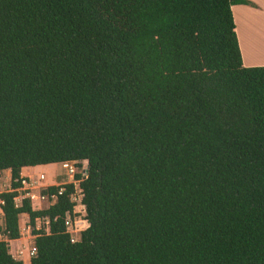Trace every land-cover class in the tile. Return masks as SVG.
Returning a JSON list of instances; mask_svg holds the SVG:
<instances>
[{
	"label": "trees",
	"instance_id": "obj_1",
	"mask_svg": "<svg viewBox=\"0 0 264 264\" xmlns=\"http://www.w3.org/2000/svg\"><path fill=\"white\" fill-rule=\"evenodd\" d=\"M237 4L0 0V264H22L20 215L28 264H264V66L242 65ZM69 161L86 163L75 243L66 195L13 203L21 168Z\"/></svg>",
	"mask_w": 264,
	"mask_h": 264
},
{
	"label": "built area",
	"instance_id": "obj_2",
	"mask_svg": "<svg viewBox=\"0 0 264 264\" xmlns=\"http://www.w3.org/2000/svg\"><path fill=\"white\" fill-rule=\"evenodd\" d=\"M81 162H63L54 164L57 165L63 171L64 181L60 183L53 182L47 184L49 179L42 173L37 176H27L24 178H19V187L14 190L15 197L13 198V203L15 207L20 206L21 201L26 199L30 204L32 211H43L53 206L58 197L66 195L68 203L71 205V211H66L63 216V227L64 233L68 235L69 242L75 243L78 241L79 233L87 227V223L84 219V206L82 205V192L79 187V183L85 178L86 174V163L85 168L78 171L77 165ZM79 176L78 178H75ZM54 181V180H53ZM9 182V181H8ZM71 186V190L67 192L66 187ZM55 188L54 192L47 191L48 188ZM9 191V190H8ZM2 202H0V205ZM35 206V209L33 208ZM1 219L2 214L0 211ZM25 216V215H22ZM25 218H27L25 216ZM28 222V219H27ZM43 223L44 228H39L38 224ZM48 221L46 218L34 219L33 229L35 231L43 230L45 234H48L47 228ZM27 238L19 232L18 242L21 243V248H16L12 258L20 259V256L24 254L25 259L29 261L35 255V248L33 247V239L35 236L31 234V228L28 224L27 226ZM9 241H7L8 244ZM23 249V250H22ZM9 252V250H8ZM15 260V259H14ZM17 260V261H18Z\"/></svg>",
	"mask_w": 264,
	"mask_h": 264
},
{
	"label": "crops",
	"instance_id": "obj_3",
	"mask_svg": "<svg viewBox=\"0 0 264 264\" xmlns=\"http://www.w3.org/2000/svg\"><path fill=\"white\" fill-rule=\"evenodd\" d=\"M247 2V4H237L232 5L230 7L232 21L234 25V31L238 48L240 50V57L241 62L244 67H263L264 66V59H258V58H252L250 57L249 53V46H251L250 38L249 41H247L246 45H248L247 48H245L239 33H244L245 31L249 30V33H258L255 35L253 39V42L258 40L261 37L264 39V0H243ZM248 29V30H247ZM254 30V32H251ZM248 33V32H245ZM253 35V34H252ZM253 37V36H252ZM261 48H264V42L259 43ZM264 52V49H263ZM53 165V164H51ZM39 167L42 166H35L31 168H21L19 171V176L21 178L31 176L30 172L34 171L35 169H39ZM3 174V177L5 178V181H9V171H3L0 173V176ZM13 242H18L17 240L9 241L8 244V250L10 247V244ZM16 250V249H15ZM10 254V250H9ZM13 254H11L12 256Z\"/></svg>",
	"mask_w": 264,
	"mask_h": 264
},
{
	"label": "rangeland",
	"instance_id": "obj_4",
	"mask_svg": "<svg viewBox=\"0 0 264 264\" xmlns=\"http://www.w3.org/2000/svg\"><path fill=\"white\" fill-rule=\"evenodd\" d=\"M245 32H248V33H245ZM245 32L239 33V35H240V38H241L245 48L248 47V45H246V43H247V41H249V38H250V40L252 38V40L250 41L251 46H249V50H250L249 56L252 58L264 59V52L262 50H260L261 46L259 45V43L264 42L263 37L260 36V38L258 40L253 42V39L258 37V35H257V37H255V35L258 33H249V30L245 31ZM251 32H254V30H252ZM239 52H240V50H239ZM259 57H261V58H259ZM80 167L81 168H78V171L85 168V163L81 162ZM40 173L44 174L46 176V179H49V181L46 182L47 184H51L53 182L60 183V182L64 181V177L62 176L63 171L57 165L53 164V165L42 166V167H39V169H35L34 171L30 172V174L32 176H37ZM8 190H9V182L5 181V178L3 177V174H2L0 176V192H4V191H8ZM33 208L35 209V206ZM1 223H2V219H1V215H0V225H1ZM18 226H19V232L23 235L24 238H27L26 233H27L28 222H27V218H25V216H22V215L19 216ZM38 227L43 229L44 228L43 223L40 222L38 224ZM8 244H9V242H8ZM17 247L21 248L20 242H13L12 244H10V247H9L10 255L14 254L15 249ZM13 259L18 260L17 258H13ZM18 261L22 262V264H28V261L25 259L24 254H22L20 256V259Z\"/></svg>",
	"mask_w": 264,
	"mask_h": 264
},
{
	"label": "bare ground",
	"instance_id": "obj_5",
	"mask_svg": "<svg viewBox=\"0 0 264 264\" xmlns=\"http://www.w3.org/2000/svg\"><path fill=\"white\" fill-rule=\"evenodd\" d=\"M263 49H264V48H260V50H262V51H263ZM259 58H261V57H259ZM260 60H261V59H260Z\"/></svg>",
	"mask_w": 264,
	"mask_h": 264
}]
</instances>
